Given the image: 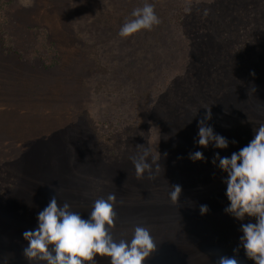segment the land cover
I'll list each match as a JSON object with an SVG mask.
<instances>
[{"label": "trees", "instance_id": "16d2710c", "mask_svg": "<svg viewBox=\"0 0 264 264\" xmlns=\"http://www.w3.org/2000/svg\"><path fill=\"white\" fill-rule=\"evenodd\" d=\"M71 1L74 17L82 16L83 20L80 18L79 27L73 25L71 36L66 37L67 47L61 51L49 38L46 27L34 23V18H37L34 7L20 12L17 8L23 6L19 4L16 7V0H0V59L4 63L15 60L22 62L28 70L53 72L63 67L62 59L72 52L83 59L84 66L83 74L73 79L70 76L64 86L51 84L43 90L25 93L13 82L11 72L8 74L11 83L6 87L0 86V171L7 172L8 184L12 181L7 188H0V264H5V261L6 264H29L23 256V249L28 244L23 233L37 228L40 211L37 210L35 216V204L49 203L55 195L53 187L58 202L69 203L72 210L79 212L84 219L89 218L95 200L106 199L110 193H114L118 201L122 200V190L107 187L110 178L102 179L106 186L101 188L90 189L86 184L92 172H100L105 167L114 166L112 175L115 177L122 173L115 170L120 165H128L130 170H135L131 160L107 163L102 159L101 149L89 132L86 112L95 107V103L89 88L83 94L82 87L84 79L89 81L98 73L99 58L95 51L104 57L105 47H109L108 56L114 52L118 58L126 57L123 62L110 59L107 64L116 66V71L112 72L115 76L113 81L116 79L123 83L121 77H126L123 83L124 87H129L126 99L133 108H137L141 101L134 92L137 89H141L144 96L149 97L151 90L165 96V81L172 83L169 91L178 89L177 82H183L184 87L193 92L190 100L195 103L199 95L207 93L216 97L221 95L220 98L225 96L217 113L225 114L224 121L220 122L230 127L229 135L238 141V150L248 145L244 140H252L254 129L264 123V38L258 35V22L248 21L250 16H257L259 2H262L264 17V0H128L127 20L134 19L131 15L133 10L147 2L154 5L160 23L151 30H140L125 38L118 34L125 23L121 15L125 7L122 0H114L119 10L114 18H110V23L105 16L98 17L92 12L98 11L102 1L106 0ZM12 8L20 12L19 16H28L30 20V25L23 28V34L20 33L22 42L11 35L10 28L14 26ZM83 10L87 11L86 14L81 13ZM84 28H87L86 36L81 37L79 34ZM241 29L250 33L244 39L245 43L235 37ZM104 32L111 33L112 38L117 35L115 45ZM231 36L233 38L229 39ZM134 60L140 64L136 65ZM20 67L24 69L22 65ZM73 85L77 91L70 94ZM226 97L230 101L237 99V102L232 105ZM49 108L52 114H47ZM144 110H138V113L141 111L143 118L159 127L158 117L149 115L146 108ZM215 117L220 119L218 114ZM197 139L198 132L192 135V151ZM65 148L69 154L63 153ZM213 148L212 144L210 150ZM153 150L154 154H161L160 173L164 174V180L159 175L160 184H152L151 189L142 186L140 190L146 196L137 206L130 205L127 208L129 212L125 210L123 200V204L116 206L117 220L112 230L116 241L125 239L128 227L132 226L133 230L137 225L146 226L157 250L145 264H185L178 256L180 252L183 255L186 249L187 242L182 238L189 233H197L203 242L217 240L221 255L236 256L239 261L244 257L243 264H255L240 246L243 235L240 229L242 224L255 223L256 219L246 215L241 221L225 212V208L230 206L224 183L227 175H223L217 163L211 164L212 160H206L205 164L199 160L193 162L188 159V153L176 152L167 143ZM164 153H167L166 157ZM117 177L120 182L123 175ZM171 184L182 186L180 203L175 205L169 199ZM201 205H207L209 209L204 215L200 213ZM148 208H167V211L160 221L148 223L144 215ZM120 210H124L122 216ZM237 247L243 252L234 253L233 249ZM95 259L96 264H111L109 257L97 256Z\"/></svg>", "mask_w": 264, "mask_h": 264}, {"label": "rangeland", "instance_id": "374dc122", "mask_svg": "<svg viewBox=\"0 0 264 264\" xmlns=\"http://www.w3.org/2000/svg\"><path fill=\"white\" fill-rule=\"evenodd\" d=\"M69 1L16 0L15 3L16 7L19 4L20 7L23 6L21 8H17L20 12H24L23 10H29L34 7L35 15L37 16V18H34V23L43 24L47 29L49 38L62 51L63 49H65V47H67L66 37L71 36L73 25L79 27L77 24L78 22H80V18L83 20L82 16H80V18L74 17ZM122 1L125 7L123 9V12H121V15L123 17V20H125L126 22L128 21V10L126 8L128 0ZM261 4L262 2H259L257 4L259 10L257 12V16H250L248 18V21H251L253 23H255L256 21L258 22L257 27H259L260 30L258 35H261L262 38H264V17L262 16L263 9H261ZM17 9L12 8V13L14 14V16L11 18V20H14V26L10 28V31L11 35H14L16 39L19 38L18 41L22 42L23 36H20V33L23 34V28L26 25H30V20L28 16H19L18 14L20 12H18ZM87 9L88 8H86V10ZM118 10L119 8L115 7L114 5V0H106L102 1L100 6L98 7V11L93 10L92 12H95L94 14L96 15L98 14V17L105 16L109 19L110 23V18H114L117 15ZM86 12L87 11L85 10L81 11L82 14H86ZM15 13L17 15H15ZM257 17L259 18V20H257ZM93 18H95L94 15ZM253 18H255L256 20ZM106 22H108V20H106ZM82 26L84 25L82 24ZM86 30L87 28H84L82 32H80L79 36L85 37ZM257 30L258 29L256 28L255 32ZM249 34L250 33H247L243 29H241L236 33L235 37L241 38L243 43H245L246 41L244 39H246ZM104 35L110 40L112 44H116V34L113 38L111 36V33L104 32ZM231 38L233 37L231 36L229 39ZM107 49L109 50V47H105V53H103L104 57H101L100 53L98 51H95L96 56L99 58L97 67L98 73L93 78H89V81H87V78L84 79L82 87L83 94L87 92L89 88L91 96L93 97V101L95 103V107L90 110L87 109L86 112V121L89 125V132L90 134L94 135L95 140L97 141V144L101 149L100 157L107 163L115 162L121 159L124 160V162H129L131 160V157L137 155L138 152L142 151V149L137 148V145H144L145 147H150L151 150H153V148H157L159 147V145L167 143L168 146H172V148H174L176 152L184 151L185 153L190 154L199 151L202 152L203 156L205 157L204 160H199L200 163L203 164H205L206 160H213L214 156L217 153H219L220 157L230 158L232 153L239 149L238 141L232 138V135H229L228 129L230 127L220 122L224 121L223 119L225 117V114L222 112L217 113L218 110L223 106L221 102L225 96H223V98H220L221 95L216 97V95L213 93H207L205 94L206 96L197 94L200 96V98L197 100V103H195L193 99L190 100L193 92L184 87L183 84L185 83L177 82L179 85L177 87L178 89L174 88L169 91L168 89L172 85V83L171 81H165L164 84L167 85L166 93L164 91L165 96H162L163 93H157L156 90H151V94L149 97L144 96L141 89H137V91H134L137 92L141 101L138 104L137 108H133L131 102L126 99L128 96H126V91L129 89L128 86L124 87L123 84L126 77L122 75L121 79L123 83H119L118 81H116V79L115 81H113V78H115V76H113L112 72L116 71V66L113 63L107 64L108 60L110 59L111 61H119L120 59L121 62H123L126 60V57L122 56L121 58H118L114 52L108 56V54H106L108 52ZM136 60L139 61V58L136 57ZM82 61V58H77V56L73 55L72 52L70 54L68 53V56L66 54V58L62 59L61 61L63 67H59L57 70L50 72L43 70L25 69L22 62L19 63L15 60L5 61V65V63L0 59V86L4 85L6 87L7 84L11 83L10 77L8 76L10 72L12 73V79H14L13 82L16 85L20 86H18L19 89L26 91L25 93H27V91L31 92L35 90H43L45 87L50 86L51 84H63L62 86H64V83L70 78V76L73 79L83 74L84 66ZM138 61L134 60V63L136 65L140 64V62ZM20 65H22L24 69H22ZM76 91L73 85V89H71L69 93L75 94ZM145 98H147V100ZM76 99L77 97L74 100ZM226 99L227 101H230L228 97H226ZM230 102H232L233 105V102H237V99H231ZM165 105H167V107H165ZM144 108H146V110H149V115L152 114L153 117H158L159 127L155 126L154 123L147 121L148 119L143 118L141 111L144 112ZM206 108L211 109L212 114V119L206 121V123L213 128L214 133L227 138V140L229 141L228 148L220 150L215 149L214 147L212 150H210L213 143H209L208 147L205 148L198 145L197 139V143L194 144L192 151V147L190 145V143L193 142L192 135L198 132V122L204 117L205 113L207 112ZM138 110L141 111L138 113ZM49 112L50 114L53 113L50 108L47 114H49ZM227 113L228 112H226V114ZM217 114L220 118L219 120L215 117ZM71 121L75 120L72 119ZM248 135L251 134L248 133ZM245 137H247L246 133ZM232 141H236V143H232ZM244 141H246L245 143H249L251 140L246 139ZM64 144L66 145L67 143ZM188 146L190 152L188 151ZM63 153L69 154L70 152L65 148L63 150ZM152 153H155L154 150L152 151ZM216 163L218 169L221 171L218 166L219 161L217 160ZM123 165L115 168V170L118 169L120 172H122L121 174L117 175L119 177L123 175L120 182V179L117 176L115 177V175H112L114 166H109L107 168L105 167L100 172H97L96 170L94 173L92 172L91 177L88 179L89 183L86 184H88V187L90 189H94L96 188V186L98 188H101L100 186H106V181H102V179L104 177L110 178L111 182L107 185V187L109 189L117 188V190L119 191L122 190V194L120 193V195L122 197V200L125 202L124 208L129 212L127 208L130 205L137 206V204L146 196V193L143 190H140L142 186H146V188L151 189L153 187L151 186L152 184H156V182L160 184L161 182H159L158 177L155 180H149L147 178V174H145L144 179L138 180L136 178L135 170H130L131 167H129L128 165ZM6 173L7 172L4 170L0 171L1 189H3L2 187L7 188L9 184L12 183V181L10 180V183L8 184ZM159 175L162 177V180H164V174L160 173ZM208 175L210 176V173H208ZM223 175H227V173L223 171ZM3 182L4 186H1ZM122 182H126L127 184L123 185ZM162 199L164 200V202L166 201V199H164L163 197ZM47 205L48 202L46 204L45 202L44 204L36 203V212H34L35 216H37V210L42 211ZM136 209L137 207L135 208V210ZM123 211L124 210H120L121 216L123 214ZM165 211H167V208H163L160 210L148 208L144 213L145 220L149 221L148 223L160 221ZM168 222V229L170 230V221ZM127 229L128 231L125 234V239L130 241L134 229L132 230V226L128 227ZM183 237L184 238H182V240L187 243L184 254L182 255L181 252L180 254H178V256L182 257L180 258V260L184 261L185 264H216L218 257L221 256V254L219 253L221 249L218 248L219 242L217 240L211 241V239H208L207 241L203 242V238H200V235L197 233H189ZM240 250L243 252V249ZM242 259V261H240L243 264L244 257H242Z\"/></svg>", "mask_w": 264, "mask_h": 264}, {"label": "clouds", "instance_id": "9594fccd", "mask_svg": "<svg viewBox=\"0 0 264 264\" xmlns=\"http://www.w3.org/2000/svg\"><path fill=\"white\" fill-rule=\"evenodd\" d=\"M131 15L134 19L126 21L118 33L122 38L140 30H151L160 23L154 5L147 2L134 9ZM251 74L255 75L254 72ZM206 109L204 117L198 122V145L206 148L213 143L215 148H228L227 138L214 133L206 123L212 119L211 109ZM254 132L255 136L247 146L232 153L230 158L220 157L217 153L212 163L215 165L218 160L219 168L227 173L224 183L230 206L225 208V212L241 221L246 215L256 219L255 223L241 225L243 235L240 246L248 259L255 264H264V123ZM137 148L142 151L131 157L136 178L144 179L147 174L149 180H155L161 171V154H153L151 148L144 145H137ZM163 155L166 157L167 153ZM189 159L195 162L205 157L197 151L190 153ZM53 191L55 195L38 213L37 228L23 233L24 240L28 242L23 256L29 264H96L97 256L109 257L111 264H145L157 250L150 229L142 225L134 228L130 241H116L112 235L117 220L115 209L123 201H118L114 193L108 194L106 199L95 200L89 218L84 219L79 212L72 210L69 203H59L54 187ZM181 195L182 186L171 184V203H180ZM208 211L207 205L200 206L201 215ZM239 250L237 247L233 252L238 254ZM216 264H240V261L236 256L221 255Z\"/></svg>", "mask_w": 264, "mask_h": 264}]
</instances>
